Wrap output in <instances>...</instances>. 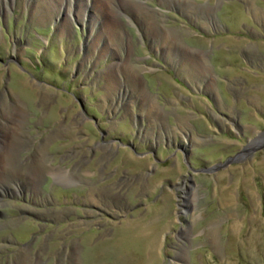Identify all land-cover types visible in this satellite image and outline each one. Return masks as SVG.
Returning <instances> with one entry per match:
<instances>
[{
  "label": "rangeland",
  "instance_id": "1",
  "mask_svg": "<svg viewBox=\"0 0 264 264\" xmlns=\"http://www.w3.org/2000/svg\"><path fill=\"white\" fill-rule=\"evenodd\" d=\"M0 264H264V0H0Z\"/></svg>",
  "mask_w": 264,
  "mask_h": 264
},
{
  "label": "bare ground",
  "instance_id": "2",
  "mask_svg": "<svg viewBox=\"0 0 264 264\" xmlns=\"http://www.w3.org/2000/svg\"><path fill=\"white\" fill-rule=\"evenodd\" d=\"M115 244V243H114Z\"/></svg>",
  "mask_w": 264,
  "mask_h": 264
}]
</instances>
